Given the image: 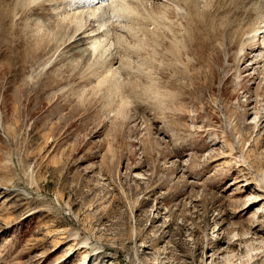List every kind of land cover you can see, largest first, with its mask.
<instances>
[{"label": "rangeland", "instance_id": "rangeland-1", "mask_svg": "<svg viewBox=\"0 0 264 264\" xmlns=\"http://www.w3.org/2000/svg\"><path fill=\"white\" fill-rule=\"evenodd\" d=\"M263 9L0 0V264H264Z\"/></svg>", "mask_w": 264, "mask_h": 264}, {"label": "bare ground", "instance_id": "bare-ground-1", "mask_svg": "<svg viewBox=\"0 0 264 264\" xmlns=\"http://www.w3.org/2000/svg\"><path fill=\"white\" fill-rule=\"evenodd\" d=\"M195 2V1H194ZM193 2V3H194ZM226 2V1H225ZM225 2H224V4H225ZM259 2V1H258ZM263 2H264V0H263ZM187 3V2H186ZM96 4H97V2H96ZM109 4V3H108ZM187 5H189V4H187ZM230 5V4H229ZM191 6V5H190ZM259 6V5H258ZM110 7V6H109ZM191 8V7H190ZM234 8V7H233ZM227 10V9H226ZM228 11V10H227ZM263 11H264V9H263ZM263 11H260V13L262 14V13H264ZM255 12V11H254ZM251 13V12H250ZM260 13H259V16H260ZM94 14H96L95 13V10L94 11H92V16L94 15ZM258 14V13H257ZM94 17V16H93ZM196 18V16H193V18ZM261 17V16H260ZM231 18V17H230ZM256 18H258V17H256ZM255 18V19H256ZM260 19V18H259ZM257 21V20H256ZM261 23H262V27L261 28H263V35H264V16H262V20H261ZM237 26V25H236ZM261 28H257V29H255V30H252L253 32V38L255 37V36H257L256 35V32L258 31V30H260ZM262 30V29H261ZM262 33V32H261ZM209 34V33H208ZM258 34V33H257ZM211 36V35H210ZM251 36H252V34H251ZM248 38V37H247ZM251 38V37H250ZM257 38V37H256ZM204 41V40H203ZM207 42V41H206ZM205 42V43H206ZM205 43H203V45H205ZM263 43H264V38H263ZM197 44V43H196ZM202 44V43H201ZM207 44V43H206ZM210 45V44H209ZM207 46H208V44H207ZM202 48V47H201ZM208 48V47H207ZM210 48H211V46H210ZM241 48V47H240ZM207 50V49H206ZM240 51V50H239ZM208 54V53H207ZM207 56V55H206ZM206 59V58H205ZM208 59V58H207ZM239 249V248H238ZM227 251V250H226ZM218 252H219V250H218ZM223 252V251H222ZM221 252V253H222ZM214 253V252H213ZM210 256V255H209ZM235 257V256H234ZM217 258V257H216ZM231 261V260H230Z\"/></svg>", "mask_w": 264, "mask_h": 264}]
</instances>
